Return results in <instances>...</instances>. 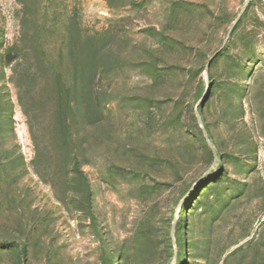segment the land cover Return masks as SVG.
Returning <instances> with one entry per match:
<instances>
[{
	"label": "rangeland",
	"instance_id": "1",
	"mask_svg": "<svg viewBox=\"0 0 264 264\" xmlns=\"http://www.w3.org/2000/svg\"><path fill=\"white\" fill-rule=\"evenodd\" d=\"M0 264H264V0H0Z\"/></svg>",
	"mask_w": 264,
	"mask_h": 264
},
{
	"label": "water",
	"instance_id": "2",
	"mask_svg": "<svg viewBox=\"0 0 264 264\" xmlns=\"http://www.w3.org/2000/svg\"><path fill=\"white\" fill-rule=\"evenodd\" d=\"M206 70H208V67H206ZM198 122L202 125L200 118H198ZM206 139L208 140V137H206Z\"/></svg>",
	"mask_w": 264,
	"mask_h": 264
}]
</instances>
